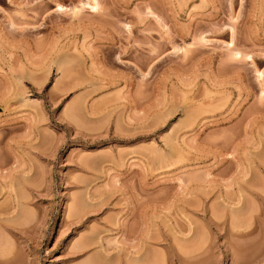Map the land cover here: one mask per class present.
<instances>
[{
    "label": "rangeland",
    "instance_id": "374dc122",
    "mask_svg": "<svg viewBox=\"0 0 264 264\" xmlns=\"http://www.w3.org/2000/svg\"><path fill=\"white\" fill-rule=\"evenodd\" d=\"M142 262L264 264V0H0V264Z\"/></svg>",
    "mask_w": 264,
    "mask_h": 264
},
{
    "label": "bare ground",
    "instance_id": "6f19581e",
    "mask_svg": "<svg viewBox=\"0 0 264 264\" xmlns=\"http://www.w3.org/2000/svg\"><path fill=\"white\" fill-rule=\"evenodd\" d=\"M85 3H87V2H85ZM92 3H93V2H92ZM92 3L89 2V3L86 4V5H87V7H89L91 10H93V9L95 10L97 6H95V5L92 4ZM94 3H95V2H94ZM247 55H248V54H247ZM233 56H234L235 58H237V57H241V56L239 55V52H238V51H235V52L233 53ZM249 56H250V55H248V57H249ZM260 75H262V74L259 73V76H260ZM143 260H144V259H143ZM141 261H142V260H141ZM144 261L147 262V260H144ZM144 261H143V262H144ZM143 262H142V263H143ZM140 263H141V262H140ZM140 263H139V264H140ZM137 264H138V263H137ZM143 264H144V263H143Z\"/></svg>",
    "mask_w": 264,
    "mask_h": 264
}]
</instances>
